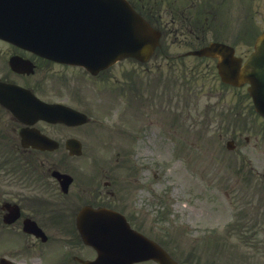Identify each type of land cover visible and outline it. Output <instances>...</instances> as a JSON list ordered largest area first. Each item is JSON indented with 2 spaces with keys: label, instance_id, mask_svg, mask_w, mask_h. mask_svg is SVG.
<instances>
[{
  "label": "rangeland",
  "instance_id": "obj_1",
  "mask_svg": "<svg viewBox=\"0 0 264 264\" xmlns=\"http://www.w3.org/2000/svg\"><path fill=\"white\" fill-rule=\"evenodd\" d=\"M138 7L146 10L147 12L157 15L165 20L170 21V16L167 14L160 13V9L163 7L165 0H135ZM150 2V3H148ZM174 25V21L170 23L169 26ZM174 33H167V37H163L162 45H167V50L170 51L171 48L179 47L174 38ZM171 44V45H170ZM162 65V74L158 77L163 78L167 74L168 65H173L174 70L173 73H176L178 76V66L180 63L176 59L169 58L168 55L159 56ZM43 72L47 74L43 75L42 73H36L26 80L35 86L36 88H40L51 93H61L64 96L70 97L73 92L71 88V83H63L61 79L54 75V70L42 69ZM56 75L62 76L60 72H56ZM66 75L73 80L76 74L66 72ZM52 78L51 81H46L47 78ZM190 78H193V71L189 75ZM159 79V78H157ZM211 83H215L218 85L215 78H208ZM86 83L89 85L96 84V79L85 78ZM43 86V88L41 87ZM219 86V85H218ZM243 90V89H242ZM88 90H82V95H87ZM229 100L230 102L234 100L232 96H236V93H232V89H229ZM206 101V98L202 100L199 105V111H204L203 102ZM174 102V101H173ZM172 102V104H173ZM251 103L250 100L246 97L244 103L242 104L243 109H247L244 113V118H240L239 116L235 117L234 114H230V132L229 134L235 130L241 128L244 131V126L246 127L245 133L249 134L250 137L253 135H258L259 138L264 139V123L262 120L256 116L252 111H250L247 106ZM95 106H99V101L94 98ZM100 108L103 110L102 112H107V116L111 118L113 121L118 119V124L121 126H125V123L129 121L128 117L130 116L128 107V102L126 98V94L122 95V97H111V99H107L105 103H101ZM128 108V110H127ZM240 109V108H239ZM173 107L165 106L161 107L159 104L154 103H144L143 107L135 106L134 107V123H138L142 118H146V122H150V131H154V133H158L156 127H162L160 119L162 113V120L164 119L165 111H172ZM168 114L165 115L167 118ZM138 119V120H135ZM253 122L252 125H249V122ZM188 126V124H186ZM198 128V133L204 132L203 129ZM251 132V134H250ZM207 133H210L208 131ZM226 140L223 138L222 141H210L208 139L203 140L197 138L194 141L193 146H188L184 149V146L180 145L181 153L187 155L189 152L188 149L192 150V161L191 166L195 167L198 171V174L202 177L199 180L204 181V184H211L213 186V197L206 198L204 201H194L187 202V198L191 195L189 194V189L181 188L180 181H182L181 177H184V180L187 181V187H191V181L193 180L186 173L181 171V168L178 169L180 177L178 173L174 176L167 175L165 178L166 183H173L177 185L174 188L166 189L165 192V218H164V227H165V236L162 237L163 242H165L172 249H176L178 252L182 254L186 261H190V259L185 255V250H189L190 248H195L197 250V254L204 251L205 257L202 259H198L197 261L203 264H264V253L259 254L254 251L252 253H248L245 251V247H242L241 242L238 241L237 237H231L230 233L225 235L221 234V228L223 222H233L235 219L239 217V210L245 209L247 213L251 217H257L258 220H261V216H258V212L260 209V205L264 206V183L260 182V179H253L249 175V171L247 168L246 172V180L242 182L243 178L237 177V174L234 173L229 182H225L222 178V174L225 171H228L230 174L234 170H237V164H232V159L236 156L232 153L225 152L222 148L224 146V142ZM264 143V140L262 141ZM186 144V143H185ZM166 154V152L160 153ZM248 157L253 160L254 157H259L260 162L259 166L262 165V156L261 152L248 153ZM183 159V158H182ZM229 160V162H228ZM185 161V162H184ZM187 163L185 159L182 160L181 164ZM248 165L247 162L245 163ZM262 178V176H260ZM240 184H234L236 186L244 187L246 186L247 195L246 198H239L237 196L236 188H233L232 182ZM250 181V182H247ZM228 189L230 191H228ZM201 193L204 195L209 194L207 189H200ZM241 190V189H240ZM229 197V201H228ZM227 202L230 203L234 213L227 207ZM210 213H212L210 215ZM208 214V215H207ZM220 215V217H217ZM213 218V219H211ZM255 219V218H253ZM262 227L259 225V229H264V223ZM264 231H262L263 233ZM261 236V230L260 235ZM262 237V236H261ZM220 241V242H219ZM217 244V245H216ZM230 244L229 251L225 252ZM254 252V253H253Z\"/></svg>",
  "mask_w": 264,
  "mask_h": 264
},
{
  "label": "flooded vegetation",
  "instance_id": "obj_2",
  "mask_svg": "<svg viewBox=\"0 0 264 264\" xmlns=\"http://www.w3.org/2000/svg\"><path fill=\"white\" fill-rule=\"evenodd\" d=\"M12 51L16 52V48L12 47ZM22 123L15 118L8 116V112L2 111L0 108V142L8 147V150L19 157V162L23 163L18 168L14 163L9 162L8 156L3 152L0 144V166L2 163L9 162L6 167V175L11 184L17 182L22 177V183L18 188H10L7 184L0 186V261L1 258H8L11 264H67L61 260L58 243L53 241L56 235L52 232L46 233V240L42 241L40 237H36L25 231V221L29 217H33L35 210L41 208L46 202L43 199L32 197L33 194L45 195L44 183H37L38 180L44 178L51 173L53 169L67 171L65 165L48 166V162L53 159L52 154L57 150H62L67 158L84 156L85 152L80 155H70L65 147V139L69 136L83 134L79 132L77 127H68L63 125H51L40 122L38 127L45 133L55 136L60 145L57 149H40L32 146L25 147L20 142L18 134ZM87 150L86 153H90ZM69 160V159H67ZM69 166V162H67ZM2 176L0 175V180ZM32 182V183H31ZM36 184L34 188L27 189L24 184ZM31 186V185H30ZM4 217L8 218V222H4ZM29 219V218H28ZM65 225H58L61 228ZM70 238L66 242L70 249L75 248L76 238L79 237L74 229H69ZM85 253L84 249L80 250ZM78 256L83 255L78 252ZM76 260L74 263L77 264ZM5 264V262H3Z\"/></svg>",
  "mask_w": 264,
  "mask_h": 264
},
{
  "label": "water",
  "instance_id": "obj_3",
  "mask_svg": "<svg viewBox=\"0 0 264 264\" xmlns=\"http://www.w3.org/2000/svg\"><path fill=\"white\" fill-rule=\"evenodd\" d=\"M50 7L59 9L66 14L72 15L80 23V28L90 29V33L100 32L103 37L107 50H101V56L98 51V45L88 44L91 48L89 54L84 58L92 66H99V60L106 53L105 64L112 62L114 59L127 55L128 49L135 46L137 38L140 40L147 39L149 33H153L147 28V25L135 14H133V22L128 28L123 20L130 17L129 7L125 0H47ZM126 15V16H125ZM113 27L104 29L108 26ZM12 33V32H11ZM80 34H82L80 32ZM139 40V41H140ZM66 43V41H65ZM140 42H137V44ZM259 49L264 51L263 42H260ZM95 57L93 60L89 58ZM252 68L251 70L249 69ZM249 67L244 69L240 75H235L227 68L226 61L221 64V73L225 74V78L230 80H239L247 78L253 86L249 90L254 98L257 108L264 113V55L256 54L249 62ZM160 261L168 262L169 259L162 255Z\"/></svg>",
  "mask_w": 264,
  "mask_h": 264
},
{
  "label": "bare ground",
  "instance_id": "obj_4",
  "mask_svg": "<svg viewBox=\"0 0 264 264\" xmlns=\"http://www.w3.org/2000/svg\"><path fill=\"white\" fill-rule=\"evenodd\" d=\"M96 236H97V237H101L102 235H98V234H97Z\"/></svg>",
  "mask_w": 264,
  "mask_h": 264
}]
</instances>
